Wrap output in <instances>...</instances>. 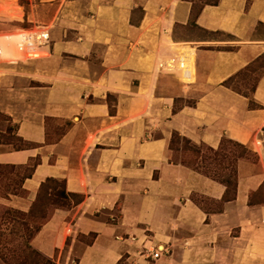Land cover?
<instances>
[{
    "label": "crops",
    "instance_id": "obj_1",
    "mask_svg": "<svg viewBox=\"0 0 264 264\" xmlns=\"http://www.w3.org/2000/svg\"><path fill=\"white\" fill-rule=\"evenodd\" d=\"M49 2L58 3L47 54L20 67L0 62V114L28 145L15 151L0 139V165L40 160L24 197L3 203L28 212L47 179L81 201L47 210L31 246L57 264H264V199L252 201L264 187V72L255 108L226 85L264 56L255 34L264 0L204 5L193 26L230 41H196L194 54L180 47L170 72L161 64L187 42L176 32L191 26L188 0L34 7ZM174 133L214 150L228 139L256 155L236 161L229 199L223 184L172 159Z\"/></svg>",
    "mask_w": 264,
    "mask_h": 264
},
{
    "label": "rangeland",
    "instance_id": "obj_2",
    "mask_svg": "<svg viewBox=\"0 0 264 264\" xmlns=\"http://www.w3.org/2000/svg\"><path fill=\"white\" fill-rule=\"evenodd\" d=\"M35 1L38 0H0V62H2L5 66L9 67H20L24 65L29 60L27 55L24 53V48L22 45V42L20 41V38L17 34H19L22 30H42L43 28L45 30L50 31V27H47L50 17H52L54 10L56 9V4L58 2H49L43 3L41 6L38 4L37 7H34ZM193 2V8L196 10L200 8L205 3H212L216 0H191ZM24 15L29 16L33 22L29 23L27 19H24ZM136 17L140 16V12H136ZM35 25V26H34ZM41 29H38L40 28ZM177 39H184L185 43H182L180 45H175L177 49L179 47L185 46L187 48L192 49V53L194 54L195 50L193 47L196 46L195 42L205 39H219L228 41L229 38H227L224 35L221 34H208L205 32L200 31L199 29L195 28L193 25L188 27H179L177 28ZM256 36L264 38V26L260 25L257 26V30L255 32ZM9 35H16L11 40L8 37ZM6 40H10L11 43L7 45L5 43ZM230 41V40H229ZM174 47V46H173ZM219 49H231L230 45L222 46ZM174 54L171 57L175 56L176 51L173 50ZM45 52V51H44ZM47 54V50H46ZM43 56V55H42ZM193 63H194V55H193ZM194 65V64H193ZM264 72V56L258 60V62H255L251 66L247 67L244 71L239 73L236 77L231 79L228 82V86L239 93H244L246 95L250 96V89L255 84V81L259 79V77ZM192 82V81H191ZM0 129H4L5 133L0 134L1 136V142L6 145L10 144L11 148L17 147V146H24L27 145L25 143L19 142L17 140V137L15 135V127L12 125L11 121L4 116L3 114H0ZM56 134L58 136L59 129H56ZM172 139V138H171ZM173 143L171 144L173 149V157L174 160L184 161L187 165H192L193 163H196L198 161L199 166L201 164L205 165H216V172H211L208 175L212 176L215 174L216 177L222 180H232L234 179V161L238 157L247 158L249 160H253L254 156L251 153H245L242 150L234 147L230 143L227 142V139H224V144L222 145L221 150L218 152L217 155H214L212 152L208 150V147L205 145H194V144H188L184 142L180 138L174 137ZM198 157H201V160H198ZM9 170H4L3 172H7ZM12 178H14L12 176ZM8 183V182H7ZM4 183V184H7ZM3 185L0 183V195L5 194L3 192ZM61 184L54 183V182H48L43 187L42 191L40 192V199L33 209V212L35 215H38L37 213L42 209V205L44 202H50L54 201L56 204H60L59 201H56L54 197L48 198L47 194L53 193L49 190V188H54L55 191H59L61 189ZM232 187V186H231ZM230 187V188H231ZM5 188V187H4ZM9 188V187H8ZM9 191V190H8ZM47 193V194H45ZM24 193L17 190L16 195L19 197H24ZM3 199L0 197V207L1 206H7L3 203ZM49 199V200H47ZM261 199H264V187H262L257 194L253 195L252 201H259ZM13 208L12 206H9ZM52 207L49 206L48 209L50 210ZM1 209V208H0ZM16 209V208H15ZM41 216H45L44 214H41ZM38 223H42L43 219L42 217H39ZM81 242L89 241L88 238H79ZM55 260V259H54ZM0 264H4L0 260ZM57 264V263H56Z\"/></svg>",
    "mask_w": 264,
    "mask_h": 264
},
{
    "label": "trees",
    "instance_id": "obj_3",
    "mask_svg": "<svg viewBox=\"0 0 264 264\" xmlns=\"http://www.w3.org/2000/svg\"><path fill=\"white\" fill-rule=\"evenodd\" d=\"M188 1L191 2L192 4L191 25H194V20L199 15L204 5L215 6L217 5L219 0H216L212 3H205L196 10L193 8V2L191 0H188ZM257 81L258 79L255 81V84L250 89V96L244 93H240L243 96L249 98V106L251 108L257 107L255 103L253 102V100L250 99L251 94L254 92ZM228 82L226 83L227 87H229ZM107 99H110V97L107 96ZM174 137L180 138L184 142L190 144V141H188L185 138L180 137L176 133L172 135V139ZM172 139L169 145L170 150H173L171 146V144L173 143ZM17 140L23 143L21 139L17 138ZM224 141H225L224 139L221 140L220 146L217 150L211 149L209 147H208V150L212 152L214 155H217L218 152L221 150L222 145L224 144L223 143ZM227 142L233 145L234 147L242 150L245 153H251L254 156V159L256 158V155L253 154L251 151H249L247 147L241 144H238L234 141L228 140V139H227ZM1 144L3 143L1 142ZM27 146L28 145L17 146V147H13V149L15 151H18V150L26 149ZM239 158H243V157H238L236 161ZM236 161H234L235 168H234L233 181L229 179H226V180L219 179L218 177L215 176V174H213L212 176L208 175L211 172H216V169H217L216 165L207 166L202 163L201 166H199L198 161H197L196 163H193L190 166L196 170L202 171L204 175L223 184L227 189V195L225 199H229L230 194L235 193V190H236V184H237ZM39 164H40V160L36 159V160L31 161L27 166L15 167L12 165H0V183L3 184L1 186L3 187V190H4L3 192H5V194L0 195V197L8 199L10 195H16L17 190L23 192L21 190V185L23 181L32 176L35 168ZM4 170H9V171L2 173V171ZM12 176L14 178H12ZM48 182H54L56 184L58 183L61 184L60 185L61 189L59 191H55L54 188H49V190L52 191L53 193H50V194L45 193L47 194L48 198L54 197L56 201L60 202V204H56L54 201L44 202V204L42 205V209L37 213L38 215H35L33 212V209L35 208V206L37 205L40 199V192L42 191L45 184H47ZM4 183H7V184H4ZM72 200L75 203L76 202L78 203L81 201V198L74 196V195L66 194L63 188L62 181L47 179L45 183L41 184L37 198L35 202L32 204L28 212H22L15 208L1 206L0 207L1 208L0 209V260L4 264H56L54 260L43 256L41 253L35 250L31 246V241L35 237V235L39 232L40 227L48 219V214H47V210H49L48 207L49 206H51L52 208L68 207V205H70V201ZM41 214H44L45 216H41ZM39 217H42L43 219L42 223L37 222L39 220Z\"/></svg>",
    "mask_w": 264,
    "mask_h": 264
},
{
    "label": "built area",
    "instance_id": "obj_4",
    "mask_svg": "<svg viewBox=\"0 0 264 264\" xmlns=\"http://www.w3.org/2000/svg\"><path fill=\"white\" fill-rule=\"evenodd\" d=\"M38 29H41V27ZM18 36L25 50L24 53L27 55L29 59H39L43 57L42 55L46 54V50H48L50 44V36L48 30H45L44 28L42 30H37V31L22 30L18 34ZM175 50H176L175 56L168 58L161 64L163 70L167 72H170L168 71V69H170L169 66H171V64L173 65V61L178 60L177 54L180 50V47L178 49L176 47ZM162 252L163 250L161 248H155V251L150 250L151 253L150 255L153 258H157Z\"/></svg>",
    "mask_w": 264,
    "mask_h": 264
}]
</instances>
